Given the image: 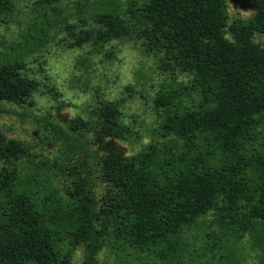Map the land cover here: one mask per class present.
Wrapping results in <instances>:
<instances>
[{
  "label": "trees",
  "instance_id": "16d2710c",
  "mask_svg": "<svg viewBox=\"0 0 264 264\" xmlns=\"http://www.w3.org/2000/svg\"><path fill=\"white\" fill-rule=\"evenodd\" d=\"M93 20L72 30L76 44L135 37L188 75L184 88L196 101L176 99L175 90L154 99L161 134L178 152L148 146L124 155L113 142L128 129L108 106L91 138L102 151L104 191L94 198L88 174H79L66 208L21 180L23 144L0 133V264H72L76 247L80 264H99L109 228L137 250L180 263L181 232L208 213L234 235L251 234L264 256V145L255 143L264 131V45L253 40L264 34V8L227 23L224 0H143ZM34 86L18 68L0 65V101L21 103Z\"/></svg>",
  "mask_w": 264,
  "mask_h": 264
},
{
  "label": "rangeland",
  "instance_id": "374dc122",
  "mask_svg": "<svg viewBox=\"0 0 264 264\" xmlns=\"http://www.w3.org/2000/svg\"><path fill=\"white\" fill-rule=\"evenodd\" d=\"M142 1L0 0V65L18 68L35 85L21 103L0 101V133L23 144L16 160L21 180L66 208L72 206L67 190L79 174H88L94 198L104 191L98 164L102 151L91 138L100 117L110 115L108 106L117 107L118 121L128 129L125 139L113 142L124 155L138 156L148 146L178 152L170 136L161 134L163 110L154 99L175 90L176 99L196 101L184 88L188 75L147 53L135 37L76 44L71 36L72 30L95 25L98 12L121 11ZM260 7L264 0H224L226 21H247ZM253 40L264 45V34L255 33ZM255 143L264 145V131ZM215 217L208 213L183 229L180 263L137 250L109 228L99 264H264L251 234L234 235ZM82 257V248L76 247L72 264H80Z\"/></svg>",
  "mask_w": 264,
  "mask_h": 264
}]
</instances>
